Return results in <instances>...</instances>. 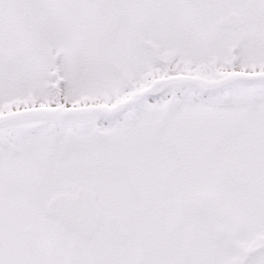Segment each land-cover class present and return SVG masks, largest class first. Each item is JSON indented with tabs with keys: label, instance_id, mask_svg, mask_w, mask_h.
<instances>
[{
	"label": "snow or ice",
	"instance_id": "6c2138e0",
	"mask_svg": "<svg viewBox=\"0 0 264 264\" xmlns=\"http://www.w3.org/2000/svg\"><path fill=\"white\" fill-rule=\"evenodd\" d=\"M0 264H264V0H0Z\"/></svg>",
	"mask_w": 264,
	"mask_h": 264
}]
</instances>
